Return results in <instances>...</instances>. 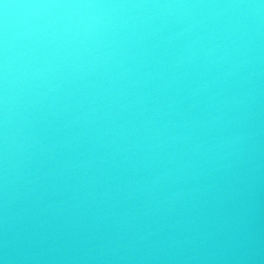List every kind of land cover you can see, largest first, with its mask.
I'll return each mask as SVG.
<instances>
[{
    "label": "water",
    "instance_id": "water-1",
    "mask_svg": "<svg viewBox=\"0 0 264 264\" xmlns=\"http://www.w3.org/2000/svg\"><path fill=\"white\" fill-rule=\"evenodd\" d=\"M0 264H264V0H0Z\"/></svg>",
    "mask_w": 264,
    "mask_h": 264
}]
</instances>
